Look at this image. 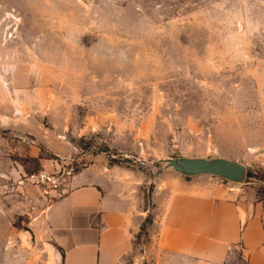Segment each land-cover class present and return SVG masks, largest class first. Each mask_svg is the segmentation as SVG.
Here are the masks:
<instances>
[{
  "label": "rangeland",
  "instance_id": "374dc122",
  "mask_svg": "<svg viewBox=\"0 0 264 264\" xmlns=\"http://www.w3.org/2000/svg\"><path fill=\"white\" fill-rule=\"evenodd\" d=\"M181 158L239 162L243 183L198 177L264 199V0H0V204L16 226L25 177L46 176L25 184L48 201L83 173L126 183L150 210ZM153 218L131 258L154 255Z\"/></svg>",
  "mask_w": 264,
  "mask_h": 264
},
{
  "label": "crops",
  "instance_id": "0c3cea01",
  "mask_svg": "<svg viewBox=\"0 0 264 264\" xmlns=\"http://www.w3.org/2000/svg\"><path fill=\"white\" fill-rule=\"evenodd\" d=\"M169 175L156 186L150 210L139 208L128 184L85 173L49 201L36 186L18 182L25 210L17 212L29 218L16 226L15 210L0 204V264H264V199ZM151 212L154 255L131 258Z\"/></svg>",
  "mask_w": 264,
  "mask_h": 264
},
{
  "label": "water",
  "instance_id": "95a60500",
  "mask_svg": "<svg viewBox=\"0 0 264 264\" xmlns=\"http://www.w3.org/2000/svg\"><path fill=\"white\" fill-rule=\"evenodd\" d=\"M169 168L187 177L215 176L233 183H243L246 167L228 159L181 158L166 161Z\"/></svg>",
  "mask_w": 264,
  "mask_h": 264
},
{
  "label": "built area",
  "instance_id": "2783aa9c",
  "mask_svg": "<svg viewBox=\"0 0 264 264\" xmlns=\"http://www.w3.org/2000/svg\"><path fill=\"white\" fill-rule=\"evenodd\" d=\"M36 178V181L37 182H40V181H44L45 180V178H46V176L45 175H40V176H31V177H25V179H22V180H20V184H24L26 181H32V180H34Z\"/></svg>",
  "mask_w": 264,
  "mask_h": 264
}]
</instances>
